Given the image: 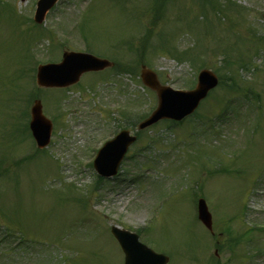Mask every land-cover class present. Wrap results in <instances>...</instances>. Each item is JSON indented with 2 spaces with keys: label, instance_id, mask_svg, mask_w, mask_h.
Instances as JSON below:
<instances>
[{
  "label": "rangeland",
  "instance_id": "obj_1",
  "mask_svg": "<svg viewBox=\"0 0 264 264\" xmlns=\"http://www.w3.org/2000/svg\"><path fill=\"white\" fill-rule=\"evenodd\" d=\"M38 1L0 0V158L6 159L0 264H124L112 226L141 231L140 240L167 255L168 264H226L232 251L215 256L217 235L228 229L224 238H234L247 223L264 226V42L256 39L264 37V0H231L228 17L207 6L205 18L202 0H171L155 28L154 0H59L40 28L34 23ZM161 39L166 45L158 50ZM64 45L119 67L133 65L134 73L106 70L68 90L40 91L44 113L55 122L51 144L37 153L21 130L25 100H13L34 93L35 61H60ZM224 53L249 64L248 70L234 66L246 98L218 88L192 124L146 130L117 179L95 189L98 149L157 105L155 93L140 83L141 61L162 84L192 89L203 63L227 77ZM25 105L30 112L32 103ZM226 105L229 115L219 118ZM208 119H215L214 130L201 125ZM33 151L37 155L20 165ZM201 197L214 235L197 220ZM16 239L24 242L17 246ZM246 241L250 246L233 249L234 256H247L239 264H264V236L254 232Z\"/></svg>",
  "mask_w": 264,
  "mask_h": 264
},
{
  "label": "water",
  "instance_id": "obj_2",
  "mask_svg": "<svg viewBox=\"0 0 264 264\" xmlns=\"http://www.w3.org/2000/svg\"><path fill=\"white\" fill-rule=\"evenodd\" d=\"M57 0H40L36 11L35 21L42 23L46 13ZM108 60L97 58L87 53L65 52L63 60L58 64L40 66L37 73V82L44 88H63L77 83L87 72L102 71L112 67ZM141 79L143 83L154 90L158 96V107L152 115L140 123L142 130L162 119L180 121L192 114L209 91L218 85L217 76L210 70H203L198 76V84L191 91H177L168 86H162L157 74L142 66ZM31 130L40 148H44L50 141L52 130L51 122L43 115L40 101L35 102L32 108ZM136 140L128 131L121 132L114 140L106 143L99 151L94 167L103 177L115 176L120 164L129 148ZM198 216L202 223L212 231V215L205 200L201 199L198 205ZM112 233L118 239L124 253L125 264H167L169 258L153 252L139 242L138 235L112 228Z\"/></svg>",
  "mask_w": 264,
  "mask_h": 264
},
{
  "label": "trees",
  "instance_id": "obj_3",
  "mask_svg": "<svg viewBox=\"0 0 264 264\" xmlns=\"http://www.w3.org/2000/svg\"><path fill=\"white\" fill-rule=\"evenodd\" d=\"M170 1L171 0H154L156 9L154 11V16H153V18H152V20L150 22L152 26H157V24L159 23V20L163 19V12L165 10L164 7ZM231 5H232L231 0H224V1L223 0H202L201 1V6H202L201 8L203 9L202 10V13L205 14L204 17H207V11H205L206 8H207V6H210L211 9L214 10V13H217V16L224 15V16L228 17V15H227L228 13L226 12V10H228V8ZM147 32H148V35H147V37L145 39V43L143 44V49H145V47H146L145 45L148 44V41L150 39V36H152V35H150L151 32H152L151 29H148ZM259 41L264 42V39H260L259 38ZM160 44H161V42H160ZM160 50H163V44L161 45ZM226 63L227 64L225 66H223V68L228 70L233 63H231V62H229V63L226 62ZM204 64L205 63H203L202 66H205ZM241 66L243 68H247L248 65H246V63H243L242 62L241 63ZM126 71L129 72V73H133L134 72V68L133 67H130ZM228 72L231 73V75H230L231 77H228V79L230 80V82L229 81H224V77H222L221 78L222 79L221 85L226 84L227 85L226 86L227 90L229 92H232V93H241V92H243V89L238 86V83L236 81L234 69H230V70H228Z\"/></svg>",
  "mask_w": 264,
  "mask_h": 264
}]
</instances>
